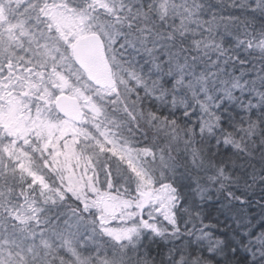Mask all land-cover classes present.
I'll list each match as a JSON object with an SVG mask.
<instances>
[{
    "label": "snow or ice",
    "instance_id": "obj_1",
    "mask_svg": "<svg viewBox=\"0 0 264 264\" xmlns=\"http://www.w3.org/2000/svg\"><path fill=\"white\" fill-rule=\"evenodd\" d=\"M91 7L95 11V5ZM124 7L128 6L122 5L121 10ZM107 13L112 19L100 20L101 26L120 37L117 42L122 47L150 57L152 68L147 78L137 75L130 62L128 67L136 77L133 85L143 81L140 87L145 95L169 113L165 116L157 111L148 116L159 135L171 142L177 120L182 119L184 140L179 143L186 152L192 149L189 154L195 158V137L201 145L211 144L217 153H232L239 147L233 137L241 125L247 121L255 126L252 113L257 114L256 123L264 132V75L257 74L259 85L252 81L241 85L239 78L222 71L240 65L243 74L247 56L259 55L264 73V24L259 29L249 27L257 17L264 20V0H192L179 5L148 0L146 8L142 4L133 13L129 7L124 17L115 6ZM198 66L203 70L197 71ZM249 93L251 98L246 100ZM107 151L123 159L111 146ZM144 151L155 155L151 148ZM191 166L194 171L203 168L195 163ZM128 170L140 188L132 226L119 232L99 229L113 241L110 264H264V175L258 178L262 187L256 203L262 211L257 217L249 214L248 192L237 187L239 178L223 159L205 170L206 183H201L199 175L186 174L179 187L163 179L154 181L134 167ZM256 181L252 176L246 187H253ZM213 212L224 216L226 228H221ZM107 222L104 216L97 217L98 224ZM151 244L157 245L158 258L152 255Z\"/></svg>",
    "mask_w": 264,
    "mask_h": 264
},
{
    "label": "rangeland",
    "instance_id": "obj_2",
    "mask_svg": "<svg viewBox=\"0 0 264 264\" xmlns=\"http://www.w3.org/2000/svg\"><path fill=\"white\" fill-rule=\"evenodd\" d=\"M94 1L106 11L111 8L107 0ZM191 2L192 0H166L169 5ZM195 2L199 3L200 0ZM210 2L219 3L220 0ZM93 17L95 16L74 10L65 0H0V47L4 49V56L10 57L7 66L0 62V136L5 134L26 138L35 133L43 134L46 145L50 147L47 155L50 162L46 163L49 171L59 178L58 185L49 191L48 197L53 201H63L71 194L83 203L85 213L91 211L93 214L94 218H90L88 229L106 227L119 232L132 226V223L128 224V219L134 216L132 213L135 211L140 189L128 192L115 187V191H112L110 185H107L111 181L106 182L104 189L100 180L104 176L102 165L106 155L101 151L100 145L78 139L87 138V134L71 121H57L40 112L30 114L33 97H42L46 105L54 102L60 93L77 97L81 105L95 115L104 113L102 99H109L110 106H119L123 111V98L124 103L131 104L132 96L137 94L143 81H137L133 85L132 81L136 77L132 76L133 70L125 65V62L129 64L130 61L124 58L128 56L123 54L125 52L117 42L118 36L101 26V19ZM41 20L45 25L37 26V22ZM91 33L100 34L105 41L110 61L115 66L119 89H95L73 62V43ZM57 39L64 45L57 43ZM11 47L23 53H31L32 56L25 58L26 61L23 60L21 64L15 63ZM36 53L42 54L47 62L37 64ZM202 70V67H197V71ZM233 76L239 78L243 85L240 76ZM91 126L96 124L92 122ZM105 137L120 153H127L128 143L121 137L115 139L108 134ZM40 184L44 187L45 180H41ZM43 205V201L36 198L26 199L18 204L11 203L7 208L4 203L0 204V212L2 208L5 209L0 216V252L15 249L21 253L27 251L35 254L41 249L46 251L49 247L59 251H75L76 245L81 242L80 238L85 237V228L79 227V219H71L62 227L53 224L49 228L42 216L46 211L43 210ZM98 216H104L108 222L105 225L98 224ZM5 217L7 220L2 221ZM120 223L121 225H117ZM101 234L110 239L106 233ZM27 241H30L28 247L22 246ZM4 254L6 257L0 254V264L16 263L17 260L22 262V258L18 256Z\"/></svg>",
    "mask_w": 264,
    "mask_h": 264
},
{
    "label": "trees",
    "instance_id": "obj_3",
    "mask_svg": "<svg viewBox=\"0 0 264 264\" xmlns=\"http://www.w3.org/2000/svg\"><path fill=\"white\" fill-rule=\"evenodd\" d=\"M107 1L111 4V7L115 6L120 17L125 16L129 7L134 13L136 9L141 8L142 4L145 8L148 4V0ZM65 2H68L70 6L74 7V10L80 13L90 14L95 17L100 13H104L105 15L100 17L101 20L112 19L111 15L104 10V7L97 4L94 0H65ZM91 5H95V11H93ZM122 5H127L128 7H124L121 10ZM143 22V19H141V23ZM154 23L159 25L160 22L156 20ZM170 23L171 21L169 20L168 24ZM168 24L164 25V29H167ZM262 24H264V20L257 17L254 21H250L249 27L259 29ZM43 25L45 23L42 20L37 22V26ZM147 27H151V24H148ZM123 31L126 32L127 28H124ZM112 34L115 33L113 32ZM56 42L64 45L59 39ZM3 50L0 47V62L7 66V60L10 57L4 56ZM10 50H13L15 57H13V62L18 64H21L23 60L26 61L25 58H31L32 56L31 53H23L14 47H11ZM122 50L125 52L122 53L128 56L124 57L125 60L130 61L134 66V70L141 73L144 77H148L152 68L150 57L129 47H122ZM35 56L37 57V64L47 62V59L42 54L38 55L36 53ZM241 56L244 57L246 54L241 53ZM261 64L262 61L259 55L247 56V62L243 66V74L241 73L240 65H236L235 68L229 66L224 69V72L230 76H240L243 85L249 81L259 85L260 80L257 74L264 75V73H261ZM125 65H128V63L125 62ZM236 95H240L238 90ZM250 98V93L246 94L245 99ZM33 99L34 102L30 114L40 112L57 121L65 120L57 114L54 102L45 105L42 97H33ZM102 101L104 113L102 115L86 113V120L80 128L85 131L87 138L79 137L78 139H83L86 143L95 144L96 146L99 144L100 149H103L106 160L104 165H102L104 176L101 177L100 182H103L101 185L104 189L105 186L110 185L112 191H115V187L128 192H131L130 190L138 191L140 188L138 187L137 178L128 170L130 167H134L139 173L149 176L154 181L163 179L168 183L175 182L178 187L184 182L183 177L186 174L199 175L201 183L204 184L208 175L205 170L217 166L220 160L223 159L225 164L229 165L231 171L239 178L237 187L248 192L251 200V212L249 214L259 217L262 210L256 202L260 199L262 187L258 178L264 175V132L261 131V126L256 123V113H252L250 117L253 125H255L254 127L250 126L246 121L235 133L233 139L239 147L232 153L227 154V156L223 152L217 153L213 151L211 144L201 145L199 137H195L193 143L195 158H193L189 154L192 149L186 152L184 144L179 143V141L184 140L183 128L185 122L182 119L177 120V128L173 129L171 142L164 135H159L156 128L153 127V120L148 119V116H152L157 111L162 112L165 116L169 113L153 97L145 95L142 88H138L137 94L132 96L131 104L124 103L123 98L122 104H120L124 111L120 110L119 106H110L111 102L109 99H102ZM253 103H256L254 99ZM116 104L120 105L119 103ZM176 115L179 117L178 113ZM92 122L96 126H91ZM107 134L113 135L115 139L121 137V139L125 140L128 143L127 153H120L109 140H106L105 135ZM88 135L91 136L88 137ZM45 141V136L38 133L26 138L5 136V134L0 136V204L4 203L5 208H7L11 203L18 204L26 199H41L44 203L43 210L46 209L42 216L46 221L47 227L50 228L53 224L54 226L62 227L65 222L78 218L81 222L79 227L85 228V237L80 238L81 242L76 245L75 251L73 249L69 252L59 251L54 247H49L46 251L41 249L35 254H30L27 251L21 253L15 249H5L0 254L4 257H6L4 253H7L22 258V262L17 260L16 263L11 264H110L109 254L112 251L113 241L101 234L99 227L88 229L89 220L93 217L91 211L85 213L86 210L83 203L71 194H68L63 201H53L48 197L49 191L58 185L59 178L49 171V166L46 162H50L47 156L50 153V147L46 145ZM109 146L114 148L123 159L118 160L115 156L109 155L107 151ZM146 148H151L155 155L146 154L144 151ZM202 151L205 153H202ZM192 163L203 165V168H198L197 171H194L191 166ZM252 176L257 177L256 185L247 188L246 185L251 184ZM169 177H171V180L168 179ZM41 180H45L46 188L41 186ZM109 181L111 182L106 185V182ZM123 187H126V189ZM209 187L211 188L212 186L209 185ZM45 189H48V191L46 192ZM4 212L5 209L2 208L0 216ZM212 215L214 218L219 219L221 228H226L224 216L215 212ZM134 219L135 216L128 219V222H130L128 224H131ZM6 220L7 218L5 217L2 221ZM117 225H121V223ZM227 230L232 231L231 228H227ZM29 243L30 241L25 244L22 243V246L28 247ZM150 247L153 249L152 255L158 258L157 245L151 244ZM233 264H237V262L234 261Z\"/></svg>",
    "mask_w": 264,
    "mask_h": 264
},
{
    "label": "water",
    "instance_id": "obj_4",
    "mask_svg": "<svg viewBox=\"0 0 264 264\" xmlns=\"http://www.w3.org/2000/svg\"><path fill=\"white\" fill-rule=\"evenodd\" d=\"M72 54L75 64L84 71L87 79L95 87L111 89L116 85L105 45L98 34L78 40ZM55 108L62 117L78 125L82 123L85 112L76 97L59 95L55 100Z\"/></svg>",
    "mask_w": 264,
    "mask_h": 264
}]
</instances>
